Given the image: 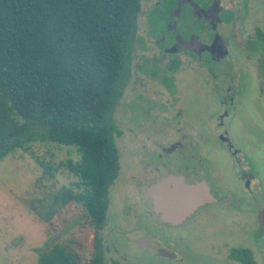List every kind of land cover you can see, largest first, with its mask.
<instances>
[{"label": "flooded vegetation", "instance_id": "flooded-vegetation-1", "mask_svg": "<svg viewBox=\"0 0 264 264\" xmlns=\"http://www.w3.org/2000/svg\"><path fill=\"white\" fill-rule=\"evenodd\" d=\"M138 27L137 19L136 40L113 110L121 130L117 138H130L127 150L117 145L119 176L125 167L136 187L145 185L143 194L152 208L150 214L137 213L143 234L133 243L147 255L182 260L177 248L188 244L189 229L207 219L214 229L221 217L229 228L230 223L236 227L247 212L231 189L226 161L232 155L241 163V150L231 139L232 109L252 100L247 92L253 84L254 99L264 95V0H157L146 12L140 34ZM191 97L210 109L200 113L198 104H189ZM214 139L222 146L209 145ZM255 178L242 166L240 181L251 195ZM241 190L240 197L245 194ZM235 211L237 219L232 218Z\"/></svg>", "mask_w": 264, "mask_h": 264}, {"label": "trees", "instance_id": "trees-1", "mask_svg": "<svg viewBox=\"0 0 264 264\" xmlns=\"http://www.w3.org/2000/svg\"><path fill=\"white\" fill-rule=\"evenodd\" d=\"M140 10L141 0H0V160L21 148L45 174L75 178L54 194L48 215L74 201L86 208L95 230L88 264H105L109 190L121 166L113 110ZM37 141L74 147L78 157L50 163L34 153ZM231 254L257 264L249 247ZM39 264L85 263L56 243Z\"/></svg>", "mask_w": 264, "mask_h": 264}, {"label": "rangeland", "instance_id": "rangeland-1", "mask_svg": "<svg viewBox=\"0 0 264 264\" xmlns=\"http://www.w3.org/2000/svg\"><path fill=\"white\" fill-rule=\"evenodd\" d=\"M156 1H142L138 34L144 31L146 12ZM183 81L188 82V79L185 77ZM203 81L205 80L202 79L201 82ZM244 81L255 82L252 78H245ZM247 94L252 100L243 101L236 110L232 109L234 117L229 126L231 139L236 148L241 150V163L232 155L226 161L229 166L231 189L242 200L241 205L247 211L244 217L235 223L236 227L230 223L229 228L226 218L221 217L213 225L214 229L209 228L210 220L207 219L198 224L197 229H189L192 233L187 234L188 244L186 242L187 245L177 248L178 257L182 260L170 261L147 255L132 239L143 234V230L138 228L137 213L150 214L151 204L143 194L146 186L136 187V179L132 178L131 172L124 167L123 173L110 189L112 205L103 231L105 264H113V261L121 264H240L232 260L230 251L233 247H249L257 264H264V227L260 226L258 219L259 212L264 210V95L254 99L255 84L252 86V92ZM192 103L198 104L197 108H201L202 114L210 109V106L196 103L191 97L189 104ZM190 108L194 113V106ZM118 110L120 111V108ZM120 124L124 128L125 123L122 121ZM129 140L127 135H123L117 138V145L125 151ZM211 142L209 145L213 147L222 146L218 139ZM32 149L37 156L50 163L78 157L74 147L51 141L34 142ZM124 156H127V153H124L122 158H125ZM242 166L257 176V180L255 178L252 184L254 195H251L240 181ZM74 179L67 171L57 172L54 177L45 174L44 168L36 159L21 148L2 157L0 264H39V253L49 250L56 243L68 245L80 252L83 263H89L95 251V230L90 224L86 208L74 201L64 206L53 217L48 215L54 194L63 186L70 185ZM240 188L241 192L245 193L242 197L238 191ZM126 207L129 211L121 212ZM235 213L232 218L237 219L239 212ZM123 231L126 232L125 240L121 236Z\"/></svg>", "mask_w": 264, "mask_h": 264}, {"label": "water", "instance_id": "water-1", "mask_svg": "<svg viewBox=\"0 0 264 264\" xmlns=\"http://www.w3.org/2000/svg\"><path fill=\"white\" fill-rule=\"evenodd\" d=\"M160 186H161V185H160ZM160 186H159V187H160ZM152 187L154 188L155 185H153ZM199 188H200V187H199ZM151 190H152V188H149V191H151ZM159 201H160V199L156 201L157 204L160 203ZM197 203H198V201H196V203H194V204L197 205ZM192 206H193V204H192ZM259 224H260L261 227H264V210H261V211L259 212ZM139 241H141V240H139ZM164 251H165L164 249H160V252H161L162 254H165Z\"/></svg>", "mask_w": 264, "mask_h": 264}]
</instances>
